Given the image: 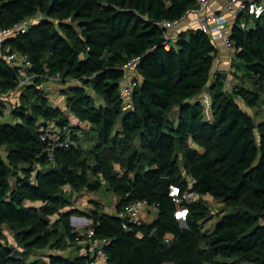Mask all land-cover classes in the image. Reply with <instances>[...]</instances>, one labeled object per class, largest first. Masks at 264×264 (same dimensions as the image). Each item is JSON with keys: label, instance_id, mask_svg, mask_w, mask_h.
<instances>
[{"label": "trees", "instance_id": "trees-1", "mask_svg": "<svg viewBox=\"0 0 264 264\" xmlns=\"http://www.w3.org/2000/svg\"><path fill=\"white\" fill-rule=\"evenodd\" d=\"M195 4L0 0L1 27L37 18L3 45L26 52L34 75L12 108L14 121L3 118L0 101V147L7 150L0 151V264H87L90 251L71 257L44 250L84 238L71 224L76 209L64 208L73 204L74 192L104 184L119 197L116 212L94 200L87 214L96 236L110 240L105 264H264V118L245 107L263 108L264 12L247 14L245 27H232L237 82L228 88L223 72H212L217 43L197 25L181 29L170 47L158 43L164 29L156 20L179 18ZM135 56L140 82L127 105L124 64ZM56 76L64 84L65 108L41 87ZM17 85V68L0 56V94ZM207 88L211 117L195 99ZM71 116L89 123L90 145L74 133ZM50 120L77 139L53 159L40 136ZM163 176L182 187L191 180L196 191L223 203L226 211L213 229L203 226L211 212L207 198L189 204L184 223L175 217ZM142 198L157 207L156 218L125 229L118 212Z\"/></svg>", "mask_w": 264, "mask_h": 264}, {"label": "built area", "instance_id": "built-area-1", "mask_svg": "<svg viewBox=\"0 0 264 264\" xmlns=\"http://www.w3.org/2000/svg\"><path fill=\"white\" fill-rule=\"evenodd\" d=\"M196 4L188 8L185 13L176 19L161 18L156 20V23L164 29L165 45L170 47L177 38L182 29V22L190 14H195V22L203 31L210 34L212 39L219 46L222 42L223 46L230 52H235L231 30L235 23L245 27L247 14L260 16L264 12V0H222L220 9H211V0H195ZM36 17L27 16L7 27L0 26V56L11 65L17 68L18 85L16 90L21 89L26 83L31 82L33 73L30 69L33 65L32 60L26 52L19 50L3 49L4 40L8 37L17 36L26 32L36 21ZM190 21V20H188ZM140 60V56H135L124 64L126 69V83L123 85L122 91L125 97V102L129 105L132 101L134 88L140 82L138 75H129L130 69H136ZM261 94L263 98L264 110V76L261 81ZM4 95V94H3ZM209 106V102L206 103ZM68 127L62 128L56 124L54 120L47 121L46 125L41 128L40 136L45 141V152L50 159L54 158L56 150L60 147H69L77 145V139L71 134ZM168 194L172 196L176 202L174 210L175 217L185 221L189 204L200 198H207L208 194H201L192 186L190 180L189 186L182 187L177 184L170 183ZM154 206L147 198L137 199L125 204L124 208L118 212L123 218V227L125 229L132 228L135 224H140L145 221L141 215V211L145 207ZM156 207V206H155ZM76 227L78 236H84L88 239L92 247L90 251V259L87 264H105L108 254L106 246L109 243V238L99 237L95 234V228L90 224L87 228ZM140 234V232H139ZM172 237L168 233L166 240ZM174 264V263H163Z\"/></svg>", "mask_w": 264, "mask_h": 264}, {"label": "crops", "instance_id": "crops-1", "mask_svg": "<svg viewBox=\"0 0 264 264\" xmlns=\"http://www.w3.org/2000/svg\"><path fill=\"white\" fill-rule=\"evenodd\" d=\"M221 3H222V0H211L210 8L218 10L221 7ZM195 17H196L195 14H190L185 20H183V22L181 23L182 29L187 28V27L196 26L197 24L195 22V19H196ZM188 20H190V21H188ZM234 61H235L234 52H230L229 50H227L223 46L222 42H219L218 52H217L216 57H215V63H214V68H213L212 72L214 74L216 72H226V86L228 88H230L235 82H237L236 70H235L236 67L234 65ZM128 73H129V75H137V73L134 69H130L128 71ZM232 79H234V80L232 81ZM74 82H75V80L70 81V83H74ZM125 83H126V79L124 78L122 85H124ZM41 87L46 92L50 101L54 105H58L62 108L66 107V95L61 92V88L64 87V84L62 82H55V81L50 79L48 81H45L41 85ZM23 90L24 89H19V90L14 89L8 93H5L4 95L0 94V101H3V103L5 104L4 115H3L4 119L14 121V116L12 113L13 107H9L8 103L12 101V97H14V96H17L20 99L21 93ZM195 99L203 100V102L205 103L207 116L211 117V94H210L209 88L200 92L195 97ZM239 101L242 104H244L243 100H239ZM207 102H209V106H207V104H206ZM245 107L251 113L255 114V116L258 118V120L264 118L263 108H261L258 112H256V109L253 107H247L246 105H245ZM70 125L72 126L74 133L78 134V136H80L81 139H83V141H84L86 134H87V129L89 128V123L86 121H79L77 119H73L71 116ZM199 148L202 149L201 147H199ZM103 186H105V185H103ZM67 188L71 189L70 186H67ZM101 188L99 190H101ZM107 189H108V193H107L108 195H106V193H103V198L101 196H95V200L100 202V208L103 211L115 213L117 202L119 201V197L112 189H110L109 187H107ZM82 194H83V191L79 192V193L74 192L73 196L74 197H76L77 195L81 196ZM108 196H110L109 199H112V203L107 202ZM82 197H83V195H82ZM94 206H95L94 200H92L91 202H89V204H87L85 206L87 208L86 210H83L82 209L83 207L80 205H74V206H71L70 208L65 207L64 209H71V208L76 209V211H74L70 215L71 224L73 226L87 228L91 224V218L87 214V211H89ZM157 212H158L157 207L150 206V207L143 208V210L141 211V215L145 219L146 222H152L156 218ZM74 213L75 214L77 213L79 215H75ZM56 218H58V215L54 214L53 220ZM8 235H9L10 241H14L13 237L9 231H8ZM71 247L74 248L72 251V254L68 251L69 248H71ZM91 250H92V247L89 244L88 239H85V238L81 239L78 237V239H76L72 245H68L64 249L47 248L44 251L45 252H53V253L57 252V253L65 254V255L72 257L73 255L76 256L77 254L87 253L88 251H91Z\"/></svg>", "mask_w": 264, "mask_h": 264}, {"label": "rangeland", "instance_id": "rangeland-1", "mask_svg": "<svg viewBox=\"0 0 264 264\" xmlns=\"http://www.w3.org/2000/svg\"><path fill=\"white\" fill-rule=\"evenodd\" d=\"M236 62V59L235 61ZM236 66V64H235ZM51 80L55 81V82H61V76H56V77H52L50 78ZM48 79V80H50ZM47 80V81H48ZM234 79H232L233 81ZM20 100L17 96H14L12 97V101L8 103V106L9 107H14L16 105H18L20 103ZM89 138H91V134L87 133L86 134V137H85V144L86 145H90V141L88 140ZM0 151L2 154H6L7 150H6V147L5 146H1L0 147ZM105 186H103L101 188V190L99 191H91V190H83V197L82 195H77L76 197L73 196V204L70 205V206H67V208H70L71 206H74V205H80L82 206L83 210H86L87 208L85 207L87 204H89V202H91L92 200H95V196H101L103 198V193H106V195H108V189H107V185L104 184ZM69 189V188H68ZM110 196H108V200L107 202H111L112 203V199H109ZM207 199L209 201V204H210V207H211V212L209 214V217L203 222V226L205 229H213L215 223L217 222V220L224 214V212L226 210H224V205L223 203L220 201V200H217L216 198H213L212 196H210L208 194L207 196ZM81 209V210H82ZM75 214V213H74ZM75 215H79V214H75ZM53 218V216H52ZM184 223V221H182ZM73 247V246H72ZM69 248V252L72 254V251L74 248ZM74 257V255L72 256ZM238 264H254L252 262H249V261H242Z\"/></svg>", "mask_w": 264, "mask_h": 264}, {"label": "water", "instance_id": "water-1", "mask_svg": "<svg viewBox=\"0 0 264 264\" xmlns=\"http://www.w3.org/2000/svg\"><path fill=\"white\" fill-rule=\"evenodd\" d=\"M165 41V36L163 35L159 40L158 43H163ZM224 78H226V72H223ZM93 167L97 170H100V165L98 162H95L93 164ZM161 184H162V191L164 193H168L169 191V185H170V178L168 176H163L161 178ZM153 234H157V228L154 229Z\"/></svg>", "mask_w": 264, "mask_h": 264}]
</instances>
